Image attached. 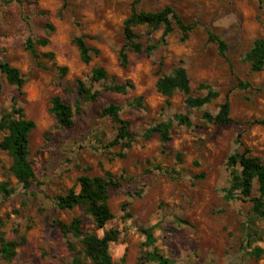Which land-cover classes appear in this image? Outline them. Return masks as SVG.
<instances>
[{
  "label": "rangeland",
  "instance_id": "rangeland-1",
  "mask_svg": "<svg viewBox=\"0 0 264 264\" xmlns=\"http://www.w3.org/2000/svg\"><path fill=\"white\" fill-rule=\"evenodd\" d=\"M172 7L187 24H197L187 41L178 29L162 41L163 29L137 27L138 41L157 44L152 55L129 53L127 67L120 54L126 43L125 22L132 9L156 13ZM50 44L26 49L28 38ZM210 30L228 46L223 58L207 40ZM99 50L89 65L81 61L74 39ZM258 39H264V0H0V62L17 69L24 80L21 91L10 86L0 71V117L21 109L36 124L30 134V157L35 178L25 189L11 173L12 159L0 151V183L11 193L0 194L1 240L20 243L16 256L0 264H92L83 238L66 237L55 222L83 220V232L102 238L116 230L110 244L114 264H157L146 254L157 250L170 264H264V221L253 203L240 197L228 200L230 156L242 151L264 163V69L254 72L245 60ZM54 54V59L47 54ZM186 69L191 97L209 92L218 98L202 109H191L186 96L176 94L171 105L158 92L157 82L176 68ZM102 67L107 80L93 83L92 70ZM67 73L63 74L62 69ZM82 81L95 101H84L77 90ZM239 83L245 87H239ZM132 84L126 94L108 90ZM59 96L75 112L74 126L60 128L50 114L51 100ZM140 100L142 107H137ZM228 100L232 123L217 125L203 119L215 116ZM79 103L81 112L76 113ZM110 105L121 107L134 141L111 147L119 123L103 116ZM189 117L192 126L176 116ZM172 122L170 141L162 144L146 132ZM109 172V206L113 219L97 230L82 208L60 211L57 198L74 188L82 176L104 177ZM257 184L254 197L258 196ZM154 229L156 244L145 245L141 230ZM71 242L74 251L67 243ZM255 248L262 250L255 256Z\"/></svg>",
  "mask_w": 264,
  "mask_h": 264
},
{
  "label": "trees",
  "instance_id": "trees-1",
  "mask_svg": "<svg viewBox=\"0 0 264 264\" xmlns=\"http://www.w3.org/2000/svg\"><path fill=\"white\" fill-rule=\"evenodd\" d=\"M38 2L39 0H34ZM137 27L151 28L153 31L163 29L162 41L170 36L174 29H178L182 36V41H187L197 28V24H187L176 13L172 7H166L160 12L144 13L138 12L136 8L132 9L130 18L125 22L124 36L125 45L121 51V65L127 67L129 64V53L152 55L157 50V44L144 45L139 42L135 32ZM53 31L52 26L46 27L45 38L33 40L28 38L26 41V49L31 54L36 55L37 47H47L50 44V35ZM207 40L216 45L219 54L225 58L228 46L225 41L216 33L208 30ZM74 45L79 51L81 61L89 65L93 58L99 56V50L89 47L84 38L77 37L74 39ZM47 57L54 59V54H47ZM245 60L250 63L254 72H260L264 69V39L255 41L252 49L247 53ZM0 71L5 76L7 83L21 91L24 86V80L17 69L13 68L6 62H0ZM62 73L66 74L67 69L63 68ZM107 80V72L104 68L98 67L92 70L91 81L99 83ZM158 92L166 99V105H171V99L176 94L186 96V104L191 109H202L211 104L218 98L217 93L209 92L204 97H191L192 89L187 71L184 67H176L171 74L162 76L157 82ZM239 87H245L239 83ZM0 85V92H1ZM128 89H133L132 84L115 85L108 88L109 91L118 94H126ZM77 92L84 101H95L99 94L92 92L86 87L82 81L77 82ZM137 107H142L141 101L137 100ZM121 107L118 105H110L103 110V116L112 118L119 123V128L115 140L110 144L115 147L125 142L129 145L134 141V137L129 130V123L120 119ZM50 114L55 118L60 128H71L74 126V115L72 107L63 102L61 97L55 96L51 100ZM81 112L79 103L76 104V113ZM231 106L226 100L219 108L218 113L213 116L209 113L203 115V119L217 125L232 123L230 117ZM177 122L182 125L192 126L189 117L178 115L175 117ZM255 124L264 127V121H256ZM172 122L162 123L149 129L146 137L157 135L162 144L170 141V131ZM36 124L26 119L21 109H14L13 113H6L0 117V151L6 152L12 159L11 173L13 177L25 189H29L33 184L35 172L29 161L30 157V134L35 130ZM230 169L229 190L226 198L228 200L240 197L244 200H250L253 203L254 213L264 221V163L257 157L252 156L249 148L242 144V151L238 154L230 156L228 160ZM113 182V176L107 172L104 177L82 176L78 180L80 191L70 189L66 194L57 198V208L60 211H71L75 208H82L86 216L90 217L97 230H104L107 224L113 219V214L109 206V187ZM257 184L258 196L254 197V186ZM8 182L0 183V194L8 197L11 193ZM57 227L66 236H74L83 238V244L88 249V253L92 255V264H114L110 255V244L118 241L119 234L116 230L104 231L102 238L89 236L83 232L84 222L79 217H74L69 224L63 222H55ZM146 238L145 245L153 248L156 244L153 228L141 230ZM70 251H74L71 242L67 243ZM20 246L17 242H8L1 240L0 254L3 259L10 261L16 256V250ZM252 253L261 257L262 250L255 248ZM148 262L157 264H170L169 260L161 255L157 250H153L146 254ZM77 260L74 259V263Z\"/></svg>",
  "mask_w": 264,
  "mask_h": 264
}]
</instances>
